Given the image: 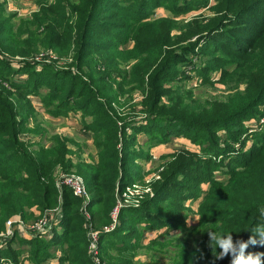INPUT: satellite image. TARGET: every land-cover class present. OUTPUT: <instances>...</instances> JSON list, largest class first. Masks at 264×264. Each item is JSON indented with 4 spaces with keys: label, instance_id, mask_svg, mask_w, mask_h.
Returning <instances> with one entry per match:
<instances>
[{
    "label": "trees",
    "instance_id": "obj_1",
    "mask_svg": "<svg viewBox=\"0 0 264 264\" xmlns=\"http://www.w3.org/2000/svg\"><path fill=\"white\" fill-rule=\"evenodd\" d=\"M106 2L40 0L38 11L19 21L0 6V66L8 58L24 68L60 75L63 80L52 83L50 97L91 119L84 128L96 150L95 160L87 163L73 161L59 137L48 147L23 141L24 115L34 114L43 103L30 100L27 87L9 81L0 69V232L13 218L28 224L47 211L59 210L61 216L50 238L25 241L17 233L0 256L18 264L27 249L31 264L51 258L58 264H92L90 229L98 232L101 264H137L140 239L150 251L167 250L172 264H231V253L216 258L221 249L209 233L231 234L233 245L252 237L256 243L248 244L245 256L264 253V133L254 136L244 156L226 163L232 149L219 143L238 142L240 123L263 113L264 0H132L123 19L108 12L111 21H102L99 12ZM109 2L106 9L114 0ZM206 7L212 16L204 19L200 13ZM192 15L197 16L189 19ZM208 39L213 41L206 46ZM128 42L132 46L125 49ZM188 55L206 56L199 85L219 82L232 93L223 100L195 99L184 89L177 67ZM46 57L52 63H43ZM214 67L220 71L212 77ZM238 123L230 134L229 128ZM218 127L225 128L223 135L216 134ZM175 130L204 154L215 152L223 160L202 158L186 145L161 155L163 170L151 186L153 196L137 209H120L119 225L105 233L117 197L137 179V162L150 159L146 149L152 144L147 141L137 150L138 133L152 140L155 135L169 138ZM56 171L83 178L90 195L84 210L88 219L80 198L66 187L56 188ZM216 171L221 178L214 177ZM202 183L207 188L199 191ZM171 184H177V193L169 192ZM183 185L192 193L184 192ZM199 195L195 238L189 242L179 236L183 227L174 233L171 229L186 218L179 212L183 201ZM142 224L146 232L140 234Z\"/></svg>",
    "mask_w": 264,
    "mask_h": 264
},
{
    "label": "rangeland",
    "instance_id": "obj_2",
    "mask_svg": "<svg viewBox=\"0 0 264 264\" xmlns=\"http://www.w3.org/2000/svg\"><path fill=\"white\" fill-rule=\"evenodd\" d=\"M39 1L40 0H0V6L4 5V8L6 10L7 15H12L16 17V21L24 20V19H30V17L36 13L39 9ZM46 3H52L54 0H43ZM112 1V0H108ZM192 1V0H189ZM211 0H209L210 2ZM108 2L103 5V8L100 10V20L104 21H111L109 17L106 15L108 12L112 13H120L116 19H123L126 16V13L124 10L131 8L132 0H114L113 6H110L106 9V5ZM208 2V3H209ZM110 3V2H109ZM115 9V10H114ZM162 11V9H160ZM202 18L206 19L211 15V12L208 10V8L202 9L201 13ZM197 15H192L189 17V19L194 18ZM103 17V18H102ZM111 17V16H110ZM102 18V19H101ZM120 21V20H117ZM127 20H124L125 22ZM186 21H183L182 24H185ZM17 23V22H16ZM118 33V31L116 32ZM206 40H201L200 44L204 43ZM210 41H213L212 39H208L206 42V46L210 45ZM132 43L128 42L125 45V49L131 48ZM44 55V54H41ZM226 55V54H223ZM195 57L192 55H188L187 57H184V59L179 62L177 65L179 69V76L183 77L181 78L184 85L185 90L190 91L193 95V97L201 102L205 100H223L225 97L229 95L231 92V87H226L223 84L219 82L212 83L211 85H199L198 84V78L200 72H202V67L205 65V59L206 56ZM7 59V60H6ZM4 60V65L0 66L2 75L6 76L9 81H12L16 85L19 86H26L28 91L31 92L30 95H28V98L37 104L43 103L42 108L40 106L35 107V113L34 114H25L24 121V131L25 133L21 135V139L26 142H37L41 144L44 147L53 146L54 143L58 142V137L61 142H64L65 145L70 149V157L73 158V161H76L78 159L80 160H87V161H94L96 154H95V146L93 143V138L90 133H88L84 125L89 124L91 119L89 117H81L80 114L76 111H73L71 109L62 108L59 104L58 100L51 99L50 96L53 95V84L54 81H57V83L61 82V78L58 75L54 74L53 72L43 71L41 69H28L24 68L22 66H19L16 64L15 60H9L6 58ZM43 59V58H42ZM21 60V59H19ZM51 58L46 57V59L42 60L45 64L52 63ZM31 63L36 62L35 60L30 61ZM64 62V61H63ZM60 62V63H63ZM40 63V62H38ZM64 66V65H63ZM214 71V72H213ZM211 73L212 77L216 75V73H219V69L214 67ZM176 82V81H174ZM171 82V83H174ZM196 82V84L194 83ZM50 83V87L48 86ZM241 89V88H240ZM260 110L263 111L261 113V116L259 114L257 116L252 117V121H249V118H245L242 123H240V127L242 130V134L240 135V140L238 142L233 143H225L222 140H219L220 146L227 145L230 146L232 150H230V154L227 155L224 162L226 163L229 161V159H232L241 156L248 152L250 147L252 146L254 140V136H259L264 133V107H261ZM66 111V113H65ZM65 113V114H64ZM64 114V115H63ZM78 116V128L79 132L76 133L75 136L73 133L71 134H65L61 127H65L66 124H68V120L72 117ZM238 124H234L231 128H229V133L236 131V128L239 127ZM224 129L218 127L216 128V134L217 135H223ZM128 135L132 134V129L126 130ZM175 135H172L171 137H162L159 138L158 135H155L152 140L150 135H147L142 132H139L137 135V150L138 148L143 145L145 142H150L152 144V147L146 149V153L148 152L150 159L148 160H139L137 162V171L138 174L137 179H135L134 185H137L141 189L143 187H149L151 189V186H154L156 182L160 181L159 173L163 170V164L164 160H160V157L154 156V153L156 151H159L161 149H164L166 146H168L171 143H180L179 150H176L174 152H179L183 150V147L185 145L187 147H192L193 149H196L198 151V154L202 158H211L213 161H221L223 160L221 156H218L215 152H208L207 154H204L201 151L200 146H194L193 144L186 142V135H180V133L175 130ZM190 133L195 134L196 131H190ZM88 139V140H87ZM242 142V143H241ZM154 143V144H153ZM184 144V145H183ZM199 147V148H198ZM220 147V148H221ZM95 154V155H94ZM91 161V162H92ZM135 174V171L133 172ZM76 174V173H75ZM55 177H58V171L55 173ZM81 177V176H80ZM214 177L221 178L222 175H219V172L216 171L214 174ZM132 184V185H133ZM154 184V185H153ZM183 191L192 193V191L189 188H186V185H183ZM199 191H203L207 188V184H201L199 186ZM179 187L177 184H171L169 187V192L171 193H177ZM151 194L153 196V192L151 190ZM201 194V193H200ZM149 195V197H152ZM202 195H199L198 197H191L188 199H185L183 201V204L181 208L179 209V212L181 215H183L185 220L183 222H179L177 227H173L171 229V233L176 232V229L178 227H183L182 231L183 233H180L179 236L181 238L184 237V239H187V241L191 242L195 235H192L193 230L195 226L198 223V215H197V208L201 201ZM179 205H176L174 208H178ZM139 207V206H138ZM138 207H127L131 209H137ZM58 218L56 215L55 220ZM58 220V219H57ZM56 220V221H57ZM34 222V221H33ZM58 223H55L53 229H51L48 233L44 232L42 235H34L30 234L27 235L25 233H22L25 236H20L21 239L25 241H32L34 239H38L39 237H46L47 239L50 238L53 234V232L57 231L56 226ZM119 225V224H117ZM146 226L145 224L139 225L138 231L140 234L146 232ZM112 232V231H111ZM110 233V232H109ZM17 233H14L8 237V241H11L14 237V235ZM34 235V236H32ZM141 244V248L137 251L135 256V262L137 264H150L151 262L159 261L162 264H172L173 256L171 254L167 253V250L165 251H150L148 250L149 245L144 242V239L139 240ZM0 253L6 250V245L0 246ZM58 250V249H57ZM58 252V251H57ZM28 250L24 249L21 253V256L18 260V264L24 263V264H31L28 260ZM10 261V262H9ZM7 264L13 263L9 258L0 256V264ZM58 260L57 258H51L49 259L45 264H55ZM16 263V262H15Z\"/></svg>",
    "mask_w": 264,
    "mask_h": 264
},
{
    "label": "built area",
    "instance_id": "obj_3",
    "mask_svg": "<svg viewBox=\"0 0 264 264\" xmlns=\"http://www.w3.org/2000/svg\"><path fill=\"white\" fill-rule=\"evenodd\" d=\"M55 185L57 189L62 187L68 188L72 194L82 200L81 211L84 213L85 217L88 219V214L84 212L87 203L89 202L90 195L86 189L85 182L82 177L74 173L69 174H59L55 179ZM152 196L151 189L149 187H143L141 189L137 185H131L125 188L124 191L117 197V202L114 210L111 214L112 222L108 227H104L103 231L109 233L113 231L118 225V213L120 209L127 207H138L141 201L147 197ZM56 215L59 219V210L47 211L41 215L33 223H24L20 218H13L7 220L5 223L4 230L0 232V246H3L5 242L9 239L8 237L14 233H22L30 235H42L44 232H49L58 220H55ZM32 235V236H34ZM89 239V254L92 264H101L99 251H98V232L90 229L88 231ZM7 264V262L5 263Z\"/></svg>",
    "mask_w": 264,
    "mask_h": 264
},
{
    "label": "clouds",
    "instance_id": "obj_4",
    "mask_svg": "<svg viewBox=\"0 0 264 264\" xmlns=\"http://www.w3.org/2000/svg\"><path fill=\"white\" fill-rule=\"evenodd\" d=\"M259 230V229H257ZM262 235V240H264V233ZM209 237L211 241H214L216 245L221 249V252L219 256H217V259H223L225 255H228L229 253L232 254V260L231 264H262L261 262V256L264 255V253H256V254H248L245 256L244 252L245 249L248 247V244H255L256 241L249 237L247 242L243 241H237L236 245H233L232 243V235H221L217 233H209Z\"/></svg>",
    "mask_w": 264,
    "mask_h": 264
},
{
    "label": "crops",
    "instance_id": "obj_5",
    "mask_svg": "<svg viewBox=\"0 0 264 264\" xmlns=\"http://www.w3.org/2000/svg\"><path fill=\"white\" fill-rule=\"evenodd\" d=\"M69 122H68V124H66V126L65 127H61L62 128V130L63 131H65L64 133L65 134H71V133H73L75 136L77 135L76 133H78L79 132V128H78V116H75V117H72L71 119H69L68 120ZM88 140V139H87ZM70 149H71V147H70ZM179 149H181L180 148V143H171V144H169L168 146H166L164 149H161V150H159V151H156L155 153H154V156H158V157H160L161 155H164L165 153H168V152H173V151H176V150H179ZM95 154H96V150H95ZM94 154V155H95ZM96 158V157H95ZM84 160V159H83ZM85 162H87V163H91V161H87V160H84ZM93 162V161H92ZM60 218H61V216H59V219H58V222L57 223H59V221H60ZM54 227V226H53ZM53 229V228H52ZM21 236L19 233L17 234V236ZM55 263V262H54ZM55 264H57V262L55 263Z\"/></svg>",
    "mask_w": 264,
    "mask_h": 264
}]
</instances>
